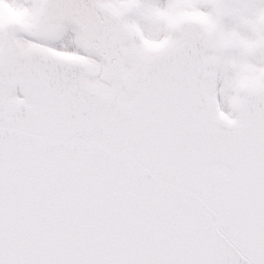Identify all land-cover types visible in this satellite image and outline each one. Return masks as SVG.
I'll return each mask as SVG.
<instances>
[{"label":"snow or ice","instance_id":"snow-or-ice-1","mask_svg":"<svg viewBox=\"0 0 264 264\" xmlns=\"http://www.w3.org/2000/svg\"><path fill=\"white\" fill-rule=\"evenodd\" d=\"M0 264H264V0H0Z\"/></svg>","mask_w":264,"mask_h":264}]
</instances>
